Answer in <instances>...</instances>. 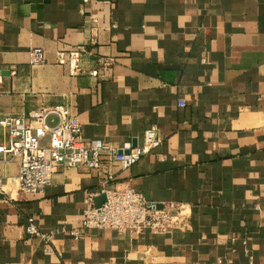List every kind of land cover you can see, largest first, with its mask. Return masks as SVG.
I'll return each mask as SVG.
<instances>
[{"label": "crops", "instance_id": "1", "mask_svg": "<svg viewBox=\"0 0 264 264\" xmlns=\"http://www.w3.org/2000/svg\"><path fill=\"white\" fill-rule=\"evenodd\" d=\"M86 1L0 0V116L69 105L87 142L120 151L158 127L161 147L111 187L180 205L182 222L77 239L101 176L55 167L44 195H23L9 162L0 264H264V0ZM80 46L73 76L57 55ZM35 49L42 65L31 64ZM29 218L47 241L29 236Z\"/></svg>", "mask_w": 264, "mask_h": 264}, {"label": "built area", "instance_id": "2", "mask_svg": "<svg viewBox=\"0 0 264 264\" xmlns=\"http://www.w3.org/2000/svg\"><path fill=\"white\" fill-rule=\"evenodd\" d=\"M97 22L93 19L94 24ZM85 53V47H71L58 53L57 63L67 67L71 75H78ZM43 63V49H35L31 53V64ZM98 74V71L91 73L93 77ZM179 104L182 108L186 106L185 102ZM162 144L163 138L156 126L145 131L143 144L131 149L129 154H121L103 140L87 142L83 126L69 105H42L29 119L0 116V194L7 195L9 181H5L2 165L9 162L18 164L19 193L33 196L46 193L53 182L55 167L86 168L96 172L102 180L98 189L87 193L82 228L72 231L73 236L78 239L81 232L105 229L134 235L147 231L167 233L181 225L180 205L171 203L159 209L156 203L131 187H111L119 171L132 169ZM99 198H104L101 204H97ZM27 233L30 237L48 240L35 218L28 219Z\"/></svg>", "mask_w": 264, "mask_h": 264}, {"label": "water", "instance_id": "3", "mask_svg": "<svg viewBox=\"0 0 264 264\" xmlns=\"http://www.w3.org/2000/svg\"><path fill=\"white\" fill-rule=\"evenodd\" d=\"M3 75L4 76L5 75L6 76L7 75H10V72H4ZM138 145H139L138 144V140L137 139H134L131 144L127 145V147L124 150L121 151V154H129L130 153V150L133 149V148H137ZM102 199L104 201V198H102ZM158 208L161 209L162 207H158Z\"/></svg>", "mask_w": 264, "mask_h": 264}, {"label": "bare ground", "instance_id": "4", "mask_svg": "<svg viewBox=\"0 0 264 264\" xmlns=\"http://www.w3.org/2000/svg\"><path fill=\"white\" fill-rule=\"evenodd\" d=\"M7 186H9V185H7Z\"/></svg>", "mask_w": 264, "mask_h": 264}]
</instances>
